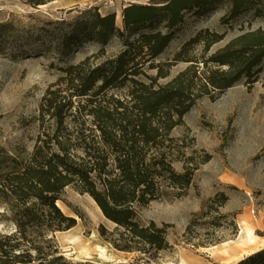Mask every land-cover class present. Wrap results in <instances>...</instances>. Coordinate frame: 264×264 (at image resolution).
Segmentation results:
<instances>
[{"label":"trees","instance_id":"16d2710c","mask_svg":"<svg viewBox=\"0 0 264 264\" xmlns=\"http://www.w3.org/2000/svg\"><path fill=\"white\" fill-rule=\"evenodd\" d=\"M50 1L28 3L37 8ZM218 7L225 9L221 24L237 27L233 37L213 50L228 32L202 28L173 58L160 61L189 17ZM78 12L48 22L30 16L34 22L23 30L42 45L33 53L52 50L68 59L87 44L96 51L60 68L35 118L39 131L32 151L0 154V203L6 205L1 216L15 226L0 233V264H77L61 254L51 236L77 225L58 205L67 187L89 194L114 224L113 230L100 225L99 234L117 250L139 254L147 263L172 251L169 226L140 218L151 202L185 195L198 169H175L181 147L173 130L201 98H215L243 80L252 86L264 68V0L132 3L123 9V28L115 13L102 15L97 6ZM5 30H15L12 19L0 23V34ZM115 39L122 48L110 55L107 48ZM179 63L187 67L159 84ZM198 220L185 232L188 242ZM235 264H264V248Z\"/></svg>","mask_w":264,"mask_h":264},{"label":"rangeland","instance_id":"374dc122","mask_svg":"<svg viewBox=\"0 0 264 264\" xmlns=\"http://www.w3.org/2000/svg\"><path fill=\"white\" fill-rule=\"evenodd\" d=\"M150 1L53 0L35 8L29 0H0V23L12 19L15 29L0 34V154H11L17 148L32 151L39 131L35 118L46 90L60 78V68L76 64L96 51L94 45L87 44L68 59L58 58L52 50L33 53L42 45L34 40L37 37L30 38L23 31L34 22L30 16L40 22L55 21L74 18L78 11L97 6L102 15L115 13L116 24L123 28V17L121 22L117 20L118 10L122 16L130 4ZM74 8L77 10L73 13H66ZM224 14L225 9L218 7L201 17H189L160 61L173 58L182 44L202 28L227 31L226 40L213 50L224 45L237 33L236 26L231 30L221 24ZM121 48L122 42L115 39L107 48L108 54ZM196 52L200 55L201 48ZM186 67V63L174 65L159 84H165ZM149 74L155 75L156 71ZM172 136L181 147L175 169L179 173L185 172L186 165L198 169L185 195L151 202L142 210L140 219L144 224L154 221L160 227L169 226L167 238L174 249L150 263L140 259L139 254L117 250L99 234L100 225L113 230L114 224L89 194L67 187L58 205L77 219V225L69 233L51 235L65 258L77 264H180L187 259L193 264H235L253 248L264 246V68L252 86L243 80L215 98H201ZM220 194L227 199L218 198ZM5 210L6 205L0 203V233H11L15 226L1 216ZM197 218L192 242H188L185 232ZM246 226L252 228L255 244L238 242ZM73 238L91 247L93 257L84 255L79 246L71 247L69 241ZM97 245L106 246L113 261L102 259L95 249Z\"/></svg>","mask_w":264,"mask_h":264},{"label":"bare ground","instance_id":"6f19581e","mask_svg":"<svg viewBox=\"0 0 264 264\" xmlns=\"http://www.w3.org/2000/svg\"><path fill=\"white\" fill-rule=\"evenodd\" d=\"M117 20L118 22H121L122 20V16L120 14V10H118V15H117ZM59 204V203H58ZM69 231H65V233H69ZM256 237L254 236L253 234V230L251 227L249 226H246V227H243L241 229V232L239 234V237H238V242L241 243V244H247V243H254L255 244V239ZM69 244L71 247H76V246H79L81 247L82 249V253L84 255H86L87 257H90L92 258L93 257V251L91 250V247L89 246H86L84 243L82 242H78L75 238L71 239L69 241ZM263 247H256V248H253L251 251H249L248 254H253L261 249H263ZM97 252L99 253V256L106 260V261H113L114 257L111 255V253L109 252L108 248L106 246H101V245H97L96 248ZM180 264H193L191 260H186L185 262H181Z\"/></svg>","mask_w":264,"mask_h":264},{"label":"water","instance_id":"95a60500","mask_svg":"<svg viewBox=\"0 0 264 264\" xmlns=\"http://www.w3.org/2000/svg\"><path fill=\"white\" fill-rule=\"evenodd\" d=\"M30 264H37V263L34 262V263H30Z\"/></svg>","mask_w":264,"mask_h":264},{"label":"built area","instance_id":"2783aa9c","mask_svg":"<svg viewBox=\"0 0 264 264\" xmlns=\"http://www.w3.org/2000/svg\"><path fill=\"white\" fill-rule=\"evenodd\" d=\"M113 5V4H112Z\"/></svg>","mask_w":264,"mask_h":264}]
</instances>
